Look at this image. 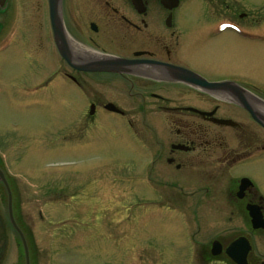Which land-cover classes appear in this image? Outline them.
I'll return each mask as SVG.
<instances>
[{"label": "flooded vegetation", "instance_id": "1", "mask_svg": "<svg viewBox=\"0 0 264 264\" xmlns=\"http://www.w3.org/2000/svg\"><path fill=\"white\" fill-rule=\"evenodd\" d=\"M7 4L0 0V34ZM44 4L55 54L45 61L46 72L71 80L90 106L88 117L114 105L118 111H109L132 124L125 109L136 110L149 131L137 134L148 148L137 166L140 183L108 185L107 194L119 190L143 210H178V233L183 243L196 244L190 248L200 257L191 264H238L228 253L234 243L236 255L247 250V264H264V0H58L55 21L66 31L71 62L54 34L50 0ZM12 42L0 37V105L9 110L31 93L38 103L47 101L44 80L32 90L17 85L29 80L15 75ZM108 60L122 61L119 71L102 70ZM50 92L63 100L60 88ZM11 130L9 122L0 125V142L12 140ZM12 163L0 148L8 185L0 175V202L8 209L10 191L14 215L24 220L23 206H48L59 187L51 182L31 191ZM205 231L211 235L199 239ZM7 251L0 246V264H15Z\"/></svg>", "mask_w": 264, "mask_h": 264}, {"label": "rangeland", "instance_id": "2", "mask_svg": "<svg viewBox=\"0 0 264 264\" xmlns=\"http://www.w3.org/2000/svg\"><path fill=\"white\" fill-rule=\"evenodd\" d=\"M44 5V0H8L0 34L16 45L15 51H10L16 58L15 75L29 80L18 81L17 85L32 90L44 80L49 93L43 103L35 101L31 93L27 103L15 104L9 110L6 104L0 105V125L9 122L13 129L12 140L0 142V148L12 156L11 169L19 176L18 180L32 188L31 191L51 182L59 187L55 193L57 199L48 206H23L24 220L14 215L20 227L33 231L24 233L31 248L30 263L191 264L199 261V255L194 259V248H190L195 243L188 240L183 243L178 233L182 222L178 210L156 206L143 210L137 201L122 198L119 190L107 194L108 185L140 183L137 166L148 148L137 134L146 135L149 131L136 110L125 109L132 124L104 108L88 117L90 106L78 99L71 80L63 73L55 77L54 72H46L45 61L53 59L55 54L52 34L43 24ZM55 87L62 93L63 100L59 103L50 92ZM43 171L59 172L60 176L44 179ZM40 208L46 216L44 220L38 212ZM9 221L7 206L0 202V246H8L11 262L25 264L22 240ZM210 235L205 231L198 238L206 239Z\"/></svg>", "mask_w": 264, "mask_h": 264}, {"label": "water", "instance_id": "3", "mask_svg": "<svg viewBox=\"0 0 264 264\" xmlns=\"http://www.w3.org/2000/svg\"><path fill=\"white\" fill-rule=\"evenodd\" d=\"M50 10H51V16H52V19H53V22H54V34L56 36V38L60 37L62 40H63V44H64V52H63V55L65 56V58L69 61L70 59L68 58L67 56V53H66V49H67V34H66V31L64 28L62 27H58L57 24H56V21H55V18L57 17L58 15V0H50ZM103 68L102 70H106V71H119V66L121 65L122 61H116V60H108V61H103ZM201 84H204V85H208V86H214L216 85L215 83H208L206 81H202ZM108 108L110 110H113V111H118V109L114 106V105H109ZM0 175L2 177V179L5 181L4 179V175L3 173L0 171ZM11 194H9V208H10V216H11V220H12V223L14 224V226L17 228L21 238H22V241H23V244H24V247H25V253H26V257H27V264H30L29 262V251H28V245H27V241H26V238L23 234V232L20 230V228L18 227L14 217H13V211H12V205H11ZM258 226V225H257ZM240 240H238L239 242ZM237 242V243H238ZM216 245H217V242L215 241L214 244H213V254H218V249L216 248ZM235 245V243L233 244ZM233 245H231L229 247V250H228V253L229 255L233 258L234 261H236L238 264H247V260H246V254H247V250H245L244 252L240 253L239 255H236L235 252H232L231 249L233 247Z\"/></svg>", "mask_w": 264, "mask_h": 264}]
</instances>
